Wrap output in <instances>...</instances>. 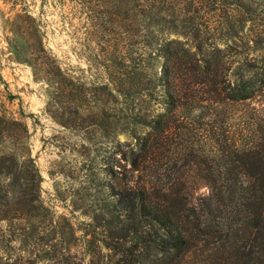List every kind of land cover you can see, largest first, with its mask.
<instances>
[{
	"label": "rangeland",
	"instance_id": "rangeland-1",
	"mask_svg": "<svg viewBox=\"0 0 264 264\" xmlns=\"http://www.w3.org/2000/svg\"><path fill=\"white\" fill-rule=\"evenodd\" d=\"M232 2L0 0V113L25 126L23 143L16 150L24 154L28 149L34 161L31 169H9L10 178L3 183L9 196L7 214L17 215V209L25 214L8 225L0 222V231L8 229L16 239L30 229L41 232L49 224L64 232L67 222L76 236L90 230L87 223L108 199V184L120 183L116 172L124 146L118 143L133 140L134 132H143L138 121L141 114L163 111L158 103L181 106L177 115L167 113L169 119L177 117L180 125L169 138L167 165L182 161L178 152L185 140L201 146L204 122L210 123L206 128L212 140L222 129L241 143L255 142L264 135V85L258 79L250 97L215 101L214 89L222 96L236 63L248 61L249 52L263 45L262 39L253 43L246 36L258 27L256 15L264 0H243L249 5L248 14L238 16ZM23 9L35 18L44 48L68 77L64 84L77 91L68 96L70 101L46 81L35 79L28 64L15 59L28 43L31 29ZM195 37L201 40L197 55L192 49L185 51L183 43H193ZM197 57L202 60L196 61ZM163 69L166 76H161ZM127 73L135 76V85L124 91ZM104 84L120 94L113 91L110 95ZM161 92L167 95L161 98ZM5 146L11 145L0 141V150ZM165 161L163 157L157 165ZM28 174L37 179L35 190L23 179ZM205 192V187H198L194 195ZM35 195L39 207L28 203ZM23 201L27 203L24 207ZM76 243L80 245L81 239ZM9 245L13 260L23 243L14 240ZM92 252V256H83L81 264L99 262L100 255L95 249Z\"/></svg>",
	"mask_w": 264,
	"mask_h": 264
},
{
	"label": "trees",
	"instance_id": "trees-1",
	"mask_svg": "<svg viewBox=\"0 0 264 264\" xmlns=\"http://www.w3.org/2000/svg\"><path fill=\"white\" fill-rule=\"evenodd\" d=\"M232 4L235 15L248 14L249 5L243 0H233ZM22 14L31 29L28 43L22 54H15V59L28 64L35 79L46 81L70 101L68 96L78 94L77 91L64 84L68 77L44 48L35 18L24 9ZM256 16L260 19L258 27L246 40L258 43L262 39L263 45L249 52L248 61L236 63L222 96L214 89L217 104L250 97L257 79L264 85V5ZM192 42H183L185 51L192 49L197 55L201 40L195 37ZM205 64L203 59L200 65L203 68ZM164 75L165 69L161 76ZM123 79L124 91L134 87L132 73ZM103 87L112 96L113 91L120 94V90L107 84ZM165 93L161 92L160 97L164 98ZM157 107L163 111L151 109L143 116L138 113L139 129L143 132H134L133 140L118 143L124 146L116 172L120 183L108 184V199L91 218L94 223H87L90 230L76 236L68 222L64 232L49 224L41 232L30 229L13 239L9 230L3 229L0 264H81L84 255L94 254L93 249L100 255L96 264H264V135L255 142L241 143L228 129H222V134L212 140L206 128L210 123L204 122L201 146L194 147L193 142L185 140L178 152L182 161L176 165L172 160V165H167L169 138L180 126L178 118L169 119L167 113L177 115L181 106L165 101ZM57 122L67 125L61 119ZM25 131L18 119L0 113V141L11 145L0 150V222L7 225L25 214L18 209L17 215L7 214L9 196L3 187L4 180L10 178L9 169L34 166L28 149L24 154L16 150V145L23 143ZM163 157L166 161L157 165ZM23 179L36 189L33 174L23 175ZM198 187H205L206 192L195 196ZM28 203L40 206L36 195ZM22 204L27 205L24 201ZM77 239H81L80 245ZM14 240L23 246L11 260L9 244ZM71 240L75 243L70 244ZM71 258L77 261L72 262Z\"/></svg>",
	"mask_w": 264,
	"mask_h": 264
}]
</instances>
